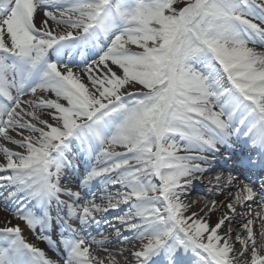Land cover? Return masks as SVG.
<instances>
[{
  "label": "snow or ice",
  "instance_id": "1",
  "mask_svg": "<svg viewBox=\"0 0 264 264\" xmlns=\"http://www.w3.org/2000/svg\"><path fill=\"white\" fill-rule=\"evenodd\" d=\"M0 206V264H264V0H0Z\"/></svg>",
  "mask_w": 264,
  "mask_h": 264
},
{
  "label": "bare ground",
  "instance_id": "2",
  "mask_svg": "<svg viewBox=\"0 0 264 264\" xmlns=\"http://www.w3.org/2000/svg\"><path fill=\"white\" fill-rule=\"evenodd\" d=\"M237 151L239 152V150ZM221 163H223V161H221ZM220 171H223V169L217 168L216 172H209L207 175L202 177L201 182L195 185L194 189L191 191V193L187 197L189 201H199V204L196 205L197 210L207 200H211V199L222 200L224 198L221 195L215 194V188L213 187V185L215 184V181L213 178ZM225 195H227V193H225ZM215 218L216 217H213V220H215ZM5 219L11 220L13 224L19 223L22 228H25V234L28 235L29 239L35 240V236L26 228L23 222L15 219L13 215L11 214V212L6 211L2 206H0V222H3ZM37 243H39L40 246L45 249H47L48 247L46 243H43L40 241H37ZM112 247H120V245L117 244Z\"/></svg>",
  "mask_w": 264,
  "mask_h": 264
}]
</instances>
